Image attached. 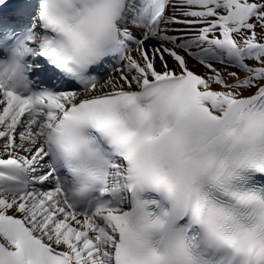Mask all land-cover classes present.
I'll return each mask as SVG.
<instances>
[{"label": "bare ground", "instance_id": "bare-ground-1", "mask_svg": "<svg viewBox=\"0 0 264 264\" xmlns=\"http://www.w3.org/2000/svg\"><path fill=\"white\" fill-rule=\"evenodd\" d=\"M208 1L170 0L157 36L144 35L140 26H131L139 42L130 44L125 54L127 67L116 68L95 82L91 91L138 90L181 74L192 75L197 83L191 109L220 111L232 101L256 95L264 86V53L248 56L247 51L264 50V35L256 34L263 0H217L214 4L220 6L216 9ZM211 47L222 49V61H201L190 54ZM235 56L241 64L233 62ZM237 77L242 78L237 81ZM80 96L64 95L32 122L22 120L18 109L0 99V162L34 164L42 177L37 155L44 129ZM38 187L39 191L18 198L0 195V243L15 247L28 239L37 240L67 253L74 264H100L103 248L90 234L91 222L64 211L47 183ZM10 229L17 231L14 238L7 233Z\"/></svg>", "mask_w": 264, "mask_h": 264}, {"label": "rangeland", "instance_id": "rangeland-1", "mask_svg": "<svg viewBox=\"0 0 264 264\" xmlns=\"http://www.w3.org/2000/svg\"><path fill=\"white\" fill-rule=\"evenodd\" d=\"M260 25H258V31L261 35L264 34V18H263V24L259 23Z\"/></svg>", "mask_w": 264, "mask_h": 264}]
</instances>
